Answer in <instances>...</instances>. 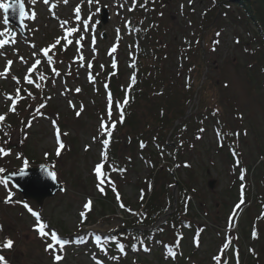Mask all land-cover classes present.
I'll return each mask as SVG.
<instances>
[{
  "label": "rangeland",
  "instance_id": "374dc122",
  "mask_svg": "<svg viewBox=\"0 0 264 264\" xmlns=\"http://www.w3.org/2000/svg\"><path fill=\"white\" fill-rule=\"evenodd\" d=\"M217 1L138 0L135 3V0H93L89 4L88 0H68L67 3L59 0L57 6L49 9L41 0H37L35 5L25 0L30 16L35 11V19H27L25 35L18 33L15 44L8 40L0 49L3 53L0 54V115L5 116L4 125L11 121L10 127H3L0 131V137L4 138L0 147L9 153L6 156L0 154V168L5 169L0 176L46 165L56 173L65 190L47 198L39 206L33 200H23L11 183L8 182L7 188L0 184V242L5 238L15 242L13 249H0V253L10 264H98L86 255L92 252L89 248L69 246L68 243L63 245L64 249L43 248L33 227L37 223L36 218L24 204L40 213L42 221L60 237L71 238L82 227L94 233L114 234L125 223L135 219L129 209L143 207V190L148 191L144 200L147 202L150 192L146 189L147 183L154 171L151 164L147 166L140 158L137 146L130 150L127 142L120 145L117 161H122L125 169L110 166L114 181L110 184V177L106 174L103 193L97 188L98 180L93 171L101 161L102 152H107L109 158L111 147L106 150L102 140L106 130L114 131L110 123L115 114L120 113L115 98H112L109 117L108 94L111 91L107 92L105 86H111L102 82L101 77L106 73L108 79V73H116L119 68L117 79L122 85L130 86L132 78L129 69L132 56L138 50L139 66L144 63L142 51L135 47V39L140 41L141 37L154 45L159 42L163 49L161 55H156L157 49H143L150 56L148 59L152 57L163 62L158 68L147 60L144 63L145 68L151 69L149 74L153 77V89L164 90L174 80L186 85L189 76L190 81L193 75L196 77L185 115L174 122L166 137L174 147L181 142L183 147L181 155L174 152L173 157L168 159V178L172 180L170 198L166 200V213L158 216L153 226H163L170 215L180 211L183 195L179 187L182 183L189 191L188 210H182L183 218L191 227L200 228L201 235L197 246L195 231L182 230V253L176 254V264H216L214 257L222 256L225 250V264H264V71L257 61L260 57L255 52L256 46H249L256 36L252 24L236 22L233 19L235 16L228 12L225 18H216L214 24H210L218 9ZM136 4L138 18L130 25L131 10ZM47 5L51 6V2ZM77 5L82 10L83 20L91 17L87 31L84 30L83 20L77 22L75 19ZM104 10L108 14L105 24L102 22ZM234 11L236 15L240 14L237 9ZM1 16L0 32L7 35ZM62 21L69 22L65 28L79 25L80 31L65 39ZM135 28H139V34L134 32ZM217 33L220 35L217 36ZM80 35L85 37L81 41L83 47L76 44ZM58 37L61 43L58 48L55 47L54 63L49 64L40 50L53 44ZM67 40L72 43L67 44ZM217 40L219 43H214ZM78 47L83 54L84 67L80 66ZM113 47L116 49L114 52L111 51ZM51 50L48 55H51ZM63 51L69 59L62 56ZM198 59L200 67L194 73L196 67L193 63L196 64ZM8 60H12L13 64L5 72ZM36 60L40 63L36 64ZM113 61L117 67H113ZM33 64L36 67L28 73ZM53 68L60 74L56 75ZM156 74L157 77L161 74L160 78H156ZM26 75L33 80L32 84L25 80ZM13 77H17L19 83ZM36 84L41 87L37 88ZM21 87L23 99L20 97ZM77 88L81 91H75ZM28 93H31V100L26 102L25 111L21 113L20 105L17 107L18 97L20 102H25ZM123 96L125 92L119 96L121 102ZM174 96L169 94L168 99ZM158 97L157 92L142 98L141 107L137 109L140 118H149L150 110L161 108V104L154 106ZM14 101L15 111H10ZM41 104L43 108H40ZM19 113L26 118L31 114L23 126L22 120H17ZM219 117L226 121L228 128L224 132L232 137L230 140L217 130ZM53 121L56 123L53 124ZM102 121L105 125L103 129ZM140 122L144 125L143 120ZM182 123L185 125L177 132L176 127ZM142 124L140 129L144 131ZM57 127L60 143L64 145L59 155L56 152L59 147ZM174 132H177L175 138L172 137ZM178 137H182L183 141ZM130 156L134 166L128 163ZM154 158L157 166L165 162L161 157ZM24 161H27L26 167ZM212 180L215 181L214 188H210ZM244 181L247 185L243 186ZM241 189L245 191L247 203L235 223L233 211L241 199ZM9 191L13 198L11 203H6ZM89 199L92 201L91 208L85 209L83 206ZM121 201L125 202L128 210L120 206ZM82 212L84 217H81ZM139 229L145 233L148 230L143 226ZM174 237L172 233L155 234V241L147 244L146 263L169 264L165 244L172 245ZM161 240H164L163 244ZM55 254L63 259L55 261ZM103 258L105 264H113L110 258Z\"/></svg>",
  "mask_w": 264,
  "mask_h": 264
},
{
  "label": "trees",
  "instance_id": "16d2710c",
  "mask_svg": "<svg viewBox=\"0 0 264 264\" xmlns=\"http://www.w3.org/2000/svg\"><path fill=\"white\" fill-rule=\"evenodd\" d=\"M219 1H221V4L218 5L217 12L213 14L210 24H214L216 18H225L226 12L230 13L232 17L235 16L233 19L236 20V22H241L242 24H252V26L256 29V36L253 37V40L249 44V46H256L255 52H257V56L260 57V59H258L257 61L259 62V65H261V69H263L264 71V0H235L233 2L230 0ZM235 9H237L240 14L236 15L234 11ZM137 33L138 31L136 32V34ZM136 40V48L142 51L145 58L144 59L142 57L144 63L147 60L150 62L149 64H153L156 68H158L163 62L159 60L155 61L154 59H152V57L148 59V57L150 56L147 54V52L143 51L150 48L157 49L156 55H161V51L163 49L159 42L154 45L148 43V40H143L142 37L140 41L138 39ZM189 50L191 51L192 48ZM138 54L139 50L131 60L132 63L129 71L132 74V84L130 86L122 85L119 79H117V76H120L119 68L116 69V73L109 72L108 79H106L105 77V75H107L106 73L103 74L104 77H101L102 82H107V84L111 86V88H109L112 92L113 100L115 98V102H120L122 108H119V111H123V123L120 122V113L119 115L115 114L116 117L111 120L112 124L115 123V132H111V136L109 137V148H111L109 152V158L107 159L106 165L104 166L102 172L109 175L111 184L114 179L112 178L110 166H116L118 168L125 169L123 162L117 160L120 153L119 147L126 142L128 149L130 150L131 148H134L136 146L139 148L140 158L143 159L144 163L147 166H150L151 164L152 170L154 171V174L147 183L148 186L146 189L150 191L147 202H144V200L148 191L143 190L145 193V196H143V200L141 202V205H143V207L141 206V208L137 210L130 209L133 213H136L137 219H134L132 224H124L121 230L119 232H116V234L111 236L110 238H104V242L107 246L106 254L104 255L110 258L113 264H151L146 263L147 259L145 254H143L141 244H148L150 242V239L152 238V229H150V226L155 223L158 216L166 213L167 211L166 200L167 198H170L169 191L170 185H172V180L168 178L170 177L168 176L170 169L167 163L169 162L168 159L170 157H173L174 152H179V154L181 155L183 147V142L179 143V146L174 147L172 143L170 144L169 142H167L168 140L166 139V137L170 129H172L171 127L174 122L185 115L186 104L190 100V96L192 95L191 93L192 89L194 88L196 79V77L193 75L191 81L189 78V82L186 83V85H180L178 84L180 83V80H174V82H172V84H168V87L164 88V90L161 89L160 91H156L152 88L153 81L151 80L153 79V77H151L149 74L151 69L145 68L144 63L139 66L140 56ZM193 66L196 67V69H194L195 73L197 72L198 66L200 67V60L198 59L197 64L193 63ZM160 76L161 74L158 75L159 78ZM155 77L158 78L157 74L155 75ZM262 80L264 83V77ZM124 92L125 96H123L121 102L119 100V96L124 95ZM155 92L156 94L158 92L159 97L155 99L154 106H156L157 104H161V108L159 107L158 111L150 110L149 118H140L139 113H137V109L141 107L142 98H146V96L151 97L152 95H156ZM169 94H175V96L172 99H168ZM26 98L27 101H22L19 103V110L21 111V113L25 111V108L27 106L26 102L31 100L30 96H27ZM126 98L128 100V103L125 105L124 100ZM21 113H19L20 117L17 120L21 119V126H23L25 125V121L30 119L31 114L26 118V115L21 116ZM142 120L144 121V125L140 122ZM188 120L189 118L187 119V121ZM119 122L121 124H119ZM140 124L143 125L144 131L143 129H140ZM8 125L11 126V121ZM183 125L185 124L182 123V125L176 127L175 130L177 132H180L183 128ZM226 125V121L223 118H220V130L222 129V133L225 136H228L226 135L227 132H224L228 128ZM124 131L126 132L125 135L122 134ZM177 132H174L172 134L173 138H175ZM152 134H155V137H151ZM178 139L182 140L181 137H178ZM154 157H161L163 160H165L166 163L163 162L164 164L157 166V160ZM128 161L131 166H134L133 157H128ZM108 162H110V164H107ZM179 188L181 189V193L183 195L182 207L180 211H176V213L170 215L165 225H163L160 229H154L153 231H157L158 233H160L159 231L164 230L165 232L171 231L172 233L177 234L184 228V225L187 222L183 218L182 210L189 191L185 188V186H182V183H180ZM167 195L169 197H167ZM124 205L125 208H128L125 202ZM137 226H143L148 230L146 233L141 232L140 230L135 229V227ZM112 237H116V239H112ZM39 239L42 241L40 243L44 248V246L46 245V241L43 242L41 238ZM117 242L124 245L125 249L122 252H120L121 250L117 247ZM85 249H88V247L86 246Z\"/></svg>",
  "mask_w": 264,
  "mask_h": 264
},
{
  "label": "snow or ice",
  "instance_id": "6c2138e0",
  "mask_svg": "<svg viewBox=\"0 0 264 264\" xmlns=\"http://www.w3.org/2000/svg\"><path fill=\"white\" fill-rule=\"evenodd\" d=\"M29 2L32 4V5H35L37 0H29ZM68 0H64V3H67ZM93 2V0H88V3L91 4ZM43 3L45 5L49 4V0H43ZM189 3H191V0H189ZM55 5H53L54 7ZM19 9V14H20V17L21 19H24V17L26 16V13H25V4L23 2V0H8V2H3V0H0V9L3 10L4 14H5V18H4V24H7L8 23V20H7V13L9 11V9H13V10H16V9ZM75 11V19L77 21H80L81 20V15H80V6L77 5L76 8L74 9ZM36 17V13L35 11L33 10L32 13H31V16L29 18L31 19H35ZM91 19V17H89V19L87 20H83V25H84V30L87 31L88 30V25H89V20ZM68 21H62L61 22V28L62 30L65 31V39H67V36L71 35L72 33H75V32H78L80 31V28H79V25H77V27H67L65 28L66 25H68ZM5 32L8 31V29H5L4 30ZM119 31V30H117ZM4 33L3 32H0V35H3ZM12 36H13V39L11 41L12 44H15L16 43V40H15V33L14 32H11L10 33ZM217 36H219L220 34L217 33L216 34ZM85 39L84 35H80L79 39L76 40V44L79 46V47H83V45L81 44V41H83ZM7 43V41L5 40H0V48H2L5 44ZM61 43V38L58 37L55 42L43 49H41L40 51L43 52V54L47 57V61L49 64H53L54 61H53V57L51 55H48L49 53V50L50 49H55V47L57 45H59ZM72 41L71 40H67V44H71ZM214 43H219V41H214ZM33 48H35V45H32ZM79 47H78V56H79V59L81 60V67H84V64H83V54L80 53L79 51ZM66 50V48L64 49ZM116 49L115 47H113V49L111 50L112 52H114ZM0 54H3V53H0ZM33 56H36V52H33ZM21 61H23V57H20ZM23 62H26V61H23ZM40 61L39 60H36V64H39ZM13 64V61L12 60H8L7 61V65L8 67L5 69V72L8 71V68L11 67V65ZM36 64H33V66L31 68L28 69V73H31L33 71V69L36 67ZM116 64H115V61H113V67H115ZM89 67H90V63H89ZM53 72L56 73V75H59L60 73L56 71L55 68L52 69ZM44 77L42 76L41 79H43ZM14 80H16L17 83H19V79L17 77H13ZM91 79V77H90ZM25 80L29 83V84H32L33 83V80L28 76L26 75L25 76ZM134 80V78H133ZM36 87L39 88L41 87L40 84H36ZM75 91L77 92H80L81 89L77 88L75 89ZM19 94V89H17V95ZM29 96H31V93H28ZM8 98H11V97H8ZM128 103V100L127 98L124 100V104L126 105ZM69 104L71 105V101H69ZM108 104H109V107H108V115L109 117H111V105H112V95L111 93L108 94ZM73 107H75L74 105H72ZM116 106L118 108H122V105L120 104V102H116ZM44 105L41 104L40 105V108H43ZM82 108V106H81ZM10 111H15V101L13 102V107L10 109ZM77 116L80 115V112L77 111ZM5 120V116L4 115H0V122H3ZM120 122L123 123V111L121 110L120 111ZM56 122L53 121V124H55ZM4 127H10L9 125H4ZM105 127L103 121L101 122V128L103 129ZM112 127L114 128L115 127V123H113ZM6 136L8 135L7 132L4 133ZM108 135L109 137L111 136V132H108ZM56 139H57V142L59 144V147H57L56 149V152H57V155L60 154V150L64 147V145L62 143H60V130L59 128L57 127L56 128ZM103 144L105 146H107L109 144V139H104L103 140ZM0 154H3V155H8L9 153L7 151H5V149L3 147H0ZM47 155V153L45 154ZM108 159V156H107V152H102L101 153V161L99 163H97L94 168H93V171L94 173L96 174L97 176V180H98V183H97V188L100 192H104V188H103V184L106 182L105 180V177H106V173H103L102 172V169L104 168V165H105V162L107 161ZM24 165L25 167L27 166V161H24ZM41 168L46 172V174L48 176H50L51 178L55 179L56 177V173L55 172H52V171H49L47 169L46 166L44 165H41ZM5 172V169L3 168H0V173H4ZM19 174H24V170L21 169L20 173ZM10 175H16V173H12ZM9 178L10 176H0V184H3L6 188L8 187V182H9ZM110 183V181H108ZM117 199L119 200L120 197H119V194L117 193ZM6 203H11L12 202V192L9 191L8 192V196L7 198L5 199ZM91 205H92V201L91 199H89L85 204H84V208L85 209H90L91 208ZM121 207H124V205L121 203L120 205ZM25 208H27V210L36 218V221L37 223L33 226L34 229L37 231L38 235L41 237V238H46L50 235L51 237V241L53 243H47L46 244V250H49V249H55V246L57 244H59L61 246V249L63 247V245H65L66 243H68V241L66 240H63L60 238V236L57 234L56 231H51L50 233L48 231H46V229L48 228V225L46 223H44L41 219V214L38 213V212H34L27 204L24 205ZM84 213L82 212L81 213V217H84ZM97 239L99 240L100 238L97 237ZM112 239H116V237H112ZM14 240L11 239V238H5L3 242H0V249H6V250H11L13 249L14 247ZM117 247L120 248L121 251L124 250V245L123 244H120L119 242H117ZM225 247H227V245H225ZM63 259V257L59 254H55L54 255V260L57 261V262H60L61 260ZM214 259L216 260H219L220 258L217 256V257H214ZM0 264H9L8 260L6 259L5 255L3 254H0Z\"/></svg>",
  "mask_w": 264,
  "mask_h": 264
},
{
  "label": "water",
  "instance_id": "95a60500",
  "mask_svg": "<svg viewBox=\"0 0 264 264\" xmlns=\"http://www.w3.org/2000/svg\"><path fill=\"white\" fill-rule=\"evenodd\" d=\"M19 13V12H18ZM10 19L21 26V17L15 20L13 15H9ZM47 167V166H46ZM47 169L51 171L48 167ZM16 173L10 176L9 181L23 195L24 199H32L37 204L42 205L47 198L54 197L58 192L64 191L63 185L58 182L57 178H51L40 167L24 169V174ZM215 181H210V188H214ZM1 202V200H0Z\"/></svg>",
  "mask_w": 264,
  "mask_h": 264
}]
</instances>
